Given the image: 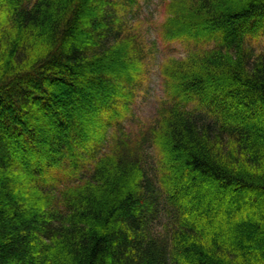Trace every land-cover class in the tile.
<instances>
[{
	"label": "trees",
	"instance_id": "16d2710c",
	"mask_svg": "<svg viewBox=\"0 0 264 264\" xmlns=\"http://www.w3.org/2000/svg\"><path fill=\"white\" fill-rule=\"evenodd\" d=\"M123 1L0 0V264H264V0L166 2L137 136Z\"/></svg>",
	"mask_w": 264,
	"mask_h": 264
},
{
	"label": "rangeland",
	"instance_id": "374dc122",
	"mask_svg": "<svg viewBox=\"0 0 264 264\" xmlns=\"http://www.w3.org/2000/svg\"><path fill=\"white\" fill-rule=\"evenodd\" d=\"M168 0H124V24L121 36L137 34L143 48L144 62L140 79L135 84L130 111L124 120L126 130L133 136L146 131L154 124L160 101L165 97L161 65L169 57L182 58L193 48V44L171 41L162 34V23L166 18ZM109 37L108 43L112 42ZM256 52H264V35L251 43ZM151 162L157 161V152L151 149ZM91 166V165H90ZM83 170L81 174H85ZM76 178L65 175L59 186L72 183ZM62 184V185H61Z\"/></svg>",
	"mask_w": 264,
	"mask_h": 264
}]
</instances>
